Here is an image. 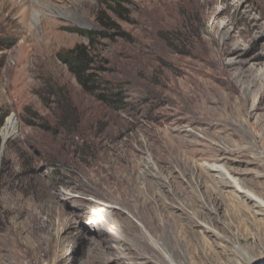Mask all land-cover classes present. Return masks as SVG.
I'll return each instance as SVG.
<instances>
[{
  "label": "rangeland",
  "instance_id": "1",
  "mask_svg": "<svg viewBox=\"0 0 264 264\" xmlns=\"http://www.w3.org/2000/svg\"><path fill=\"white\" fill-rule=\"evenodd\" d=\"M43 2L0 0V264H264V153L245 130L264 0ZM226 26L255 73L227 80ZM74 28L107 33L95 66L123 102L97 100L58 58L89 44ZM53 86L79 122L57 123Z\"/></svg>",
  "mask_w": 264,
  "mask_h": 264
},
{
  "label": "trees",
  "instance_id": "2",
  "mask_svg": "<svg viewBox=\"0 0 264 264\" xmlns=\"http://www.w3.org/2000/svg\"><path fill=\"white\" fill-rule=\"evenodd\" d=\"M102 23L104 16L98 17ZM105 23V22H104ZM72 31L79 33L89 39V44L78 43L72 48L65 49L58 53V58L65 64L69 71L75 76L78 83L87 93L96 97L97 100L110 106L123 102L122 96L115 92L111 80L100 75V70L95 66L94 46L99 37L106 38L108 35L102 30L74 28ZM65 87L52 88L54 94L57 123L63 127L69 122H79L80 117L77 108Z\"/></svg>",
  "mask_w": 264,
  "mask_h": 264
},
{
  "label": "bare ground",
  "instance_id": "3",
  "mask_svg": "<svg viewBox=\"0 0 264 264\" xmlns=\"http://www.w3.org/2000/svg\"><path fill=\"white\" fill-rule=\"evenodd\" d=\"M28 2H37L39 4L45 5L43 0H20V3L22 4H26ZM40 12L41 11L39 9L34 8L35 15ZM222 32L226 33V35H228V38H224L222 42L219 40L221 51L220 61L227 72L230 71L231 73H233V77L227 76V80L229 81L234 77L236 79H239L241 76L244 75L245 72L255 73L257 71L256 66L255 64H251V61H254L255 57L250 56L247 60L243 59L245 53L242 51L241 48L242 40L232 35V33L227 29V26ZM253 93L255 98L254 100H252V102H250L251 105H249L252 109L250 112H247V115H249V119L251 120V126H245V130L252 136L258 137L262 140L260 148L264 153V86L261 85L258 89H255ZM242 100L244 102L247 101L245 97H242ZM16 124L17 123L13 117L9 118L7 125L4 129L7 136L15 132L17 126ZM263 153L259 151V154L262 155ZM210 168L213 169L216 174H219L223 178H231V174L228 171H224V169H222L218 164H212L210 165ZM234 184L237 189L242 190L243 187L237 181H234ZM254 205L258 208V210L264 212V201H254ZM236 247L238 250L242 251V253H245L246 256L250 257L249 252L246 250L245 247L241 246L240 243H238ZM238 264L245 263L238 261Z\"/></svg>",
  "mask_w": 264,
  "mask_h": 264
}]
</instances>
